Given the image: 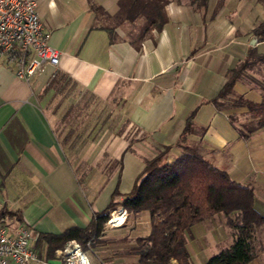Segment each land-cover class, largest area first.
Masks as SVG:
<instances>
[{
	"label": "crops",
	"instance_id": "crops-1",
	"mask_svg": "<svg viewBox=\"0 0 264 264\" xmlns=\"http://www.w3.org/2000/svg\"><path fill=\"white\" fill-rule=\"evenodd\" d=\"M34 1L59 58L28 82L0 65V218L10 234L20 226L36 238L85 228L130 192L145 162L161 153L166 161L180 156L176 142L191 113L184 146L248 187L264 219V132L241 138L229 121L244 119L246 109L233 106L237 97L257 104L260 96L236 82L230 96L212 103L247 48L264 55V41L249 45L264 15L258 0H207L200 11L168 0L160 31L134 44L140 22L118 20L119 0ZM108 106L109 119L117 114L110 126L99 120V109ZM114 190L118 196L112 197ZM120 209L114 219L123 217ZM145 213L105 224L86 253L89 263L137 264L131 237L103 234L123 227L131 236L137 228L129 220ZM148 230L149 220L139 236ZM231 241L219 214L193 224L185 233L189 263L205 264ZM71 242L78 244L66 242L53 257L43 241L35 240L34 249L39 261L57 264L56 251ZM251 243L256 255L247 264H264V225Z\"/></svg>",
	"mask_w": 264,
	"mask_h": 264
},
{
	"label": "trees",
	"instance_id": "trees-1",
	"mask_svg": "<svg viewBox=\"0 0 264 264\" xmlns=\"http://www.w3.org/2000/svg\"><path fill=\"white\" fill-rule=\"evenodd\" d=\"M207 0H190L195 10L205 8ZM168 0H119L118 20L132 24L140 22L141 31L130 43L152 39L166 22L163 7ZM264 7V0H260ZM256 42L264 41V15L252 31ZM242 82L258 92L260 101L253 104L237 97L233 106L246 109L244 121L235 124L239 137L264 132V55L246 50L243 60L230 70L212 103L232 94L233 85ZM191 113L185 120L176 145L180 156L166 161L158 154L145 162L130 192L120 201L111 202L102 212L94 214L89 224L79 229L68 228L59 235H37L36 244L43 241L47 256L68 241H75L84 249L90 239L101 233L112 212L121 207L127 215L146 212L149 230L145 236L134 238L137 264H190L185 250V233L193 224L219 214L231 234V244L208 258L205 264H247L256 255L252 235L264 225V219L253 209L252 192L248 187L232 182L224 170L217 168L196 149L184 146L185 137L192 131ZM70 133V132H69ZM118 196L114 190L112 197Z\"/></svg>",
	"mask_w": 264,
	"mask_h": 264
},
{
	"label": "built area",
	"instance_id": "built-area-1",
	"mask_svg": "<svg viewBox=\"0 0 264 264\" xmlns=\"http://www.w3.org/2000/svg\"><path fill=\"white\" fill-rule=\"evenodd\" d=\"M48 40L34 0H0V65L11 70L16 80L28 82L44 66L57 65L59 53L48 45ZM119 211L117 216L123 215V223L126 213ZM112 219L113 215L106 224L113 225ZM35 240L36 235L25 226L10 234L0 218V264H51L38 260ZM92 242L93 239L86 241L84 249L74 242L67 244L56 251L57 264H90L86 253Z\"/></svg>",
	"mask_w": 264,
	"mask_h": 264
},
{
	"label": "rangeland",
	"instance_id": "rangeland-1",
	"mask_svg": "<svg viewBox=\"0 0 264 264\" xmlns=\"http://www.w3.org/2000/svg\"><path fill=\"white\" fill-rule=\"evenodd\" d=\"M174 1H176L178 3H185V4L188 5L190 0H174ZM258 1L260 2V0H258ZM95 110H93V111L91 110L92 111L91 113L93 114V118L92 117H90V118H92V119H95V113H97ZM109 110H110L109 106L108 107H105V108L102 107L101 110L99 109V112H100V118H99V120H102L103 122L106 121V123L108 124V126H110V124H112V122L117 118L116 117L117 116L116 112H113L112 115H111V117H110V119H109L107 117L109 115V112L111 111V110L110 111ZM243 121H244V119H237L235 123L236 124H239V123H242ZM146 214L147 213H145L143 215L144 217H142L141 220H139V219L138 220L137 219H134L133 221H130L129 220V224L130 225L132 224V227L133 228L134 227L137 228V229H135V228L133 229V232H135V233L132 234L131 236H130V234H131L130 232H132V230L129 232L128 231V228H123V227L116 228V229H112L111 231L106 230L105 234H103V235L113 236V237H122V236H124V238H126V241H128L127 240V237H129V238L131 237L129 243H131L132 245H135L134 244V241H133L134 236L143 235L145 233V227H146V224H147V221H148V217H147L148 215H146ZM131 222H145V223H140V224H136L135 225L134 223H131ZM110 223H111V221H110ZM121 223H122V221H121ZM121 223H118V224H121ZM118 224H116V225H118ZM111 226L113 227V225H111ZM119 239H121V238H119ZM119 239H116L117 242L119 241ZM120 244H122V243H120Z\"/></svg>",
	"mask_w": 264,
	"mask_h": 264
},
{
	"label": "bare ground",
	"instance_id": "bare-ground-1",
	"mask_svg": "<svg viewBox=\"0 0 264 264\" xmlns=\"http://www.w3.org/2000/svg\"><path fill=\"white\" fill-rule=\"evenodd\" d=\"M111 221L113 222L114 225L121 223V220L118 219V217L116 219H112Z\"/></svg>",
	"mask_w": 264,
	"mask_h": 264
},
{
	"label": "water",
	"instance_id": "water-1",
	"mask_svg": "<svg viewBox=\"0 0 264 264\" xmlns=\"http://www.w3.org/2000/svg\"><path fill=\"white\" fill-rule=\"evenodd\" d=\"M254 44H255V40L252 39L251 42L249 43V45H250V46H254Z\"/></svg>",
	"mask_w": 264,
	"mask_h": 264
}]
</instances>
